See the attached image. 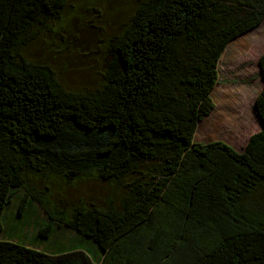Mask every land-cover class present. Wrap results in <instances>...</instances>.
Listing matches in <instances>:
<instances>
[{"label":"trees","instance_id":"trees-1","mask_svg":"<svg viewBox=\"0 0 264 264\" xmlns=\"http://www.w3.org/2000/svg\"><path fill=\"white\" fill-rule=\"evenodd\" d=\"M65 3L0 0V233L23 189L46 217L37 236L63 226L99 253L3 238L0 264H264V52L254 100L261 130L240 152L193 141L213 108L221 53L264 22V0L140 2L106 45L102 84L86 93L66 91L19 51ZM28 173L66 184L90 175L111 195L65 212L27 190Z\"/></svg>","mask_w":264,"mask_h":264},{"label":"rangeland","instance_id":"rangeland-1","mask_svg":"<svg viewBox=\"0 0 264 264\" xmlns=\"http://www.w3.org/2000/svg\"><path fill=\"white\" fill-rule=\"evenodd\" d=\"M142 1L66 0L60 16L45 20L19 51L29 61L49 67L56 82L66 91L92 92L103 82L101 74L107 60L109 39L127 26L134 9ZM227 45L218 60L217 82L209 94L213 108L200 120L197 138L193 141L219 140L240 152L248 137L262 128L254 110V100L262 86L257 60L264 52V22ZM224 113L232 118H221ZM250 113L251 116H247ZM213 122L216 126L207 128L208 123ZM209 135L211 137H207ZM25 186L27 190L46 193L47 198L65 212L78 204L101 206L112 190L110 183L90 175L66 184L58 177L28 173ZM259 196L264 198V192ZM29 200L23 189L13 193L2 212L0 239H10L49 253L66 250L72 244L89 253L94 260L97 258L94 248L98 253L99 250L90 239L63 226L54 227L47 239L37 236L46 217L39 206Z\"/></svg>","mask_w":264,"mask_h":264},{"label":"bare ground","instance_id":"bare-ground-1","mask_svg":"<svg viewBox=\"0 0 264 264\" xmlns=\"http://www.w3.org/2000/svg\"><path fill=\"white\" fill-rule=\"evenodd\" d=\"M227 46H228V45H227ZM227 46H226V47H227ZM226 47H225V49H226ZM225 49L223 50V52L225 51ZM223 52H222V54H223ZM222 54L220 55L219 60H220ZM211 91H212V90H211ZM244 107H245V109H247V103L244 104ZM247 116H251V113H250V115H247ZM226 117L232 118V117H231L229 114H227V113H224V114L221 115V118H226ZM201 122H202V121H200V122H198V123L196 124V128H195L194 135H193L194 138H197L198 126L200 125ZM211 126H212V127H211ZM215 126H216V122L208 123L207 128H209V127L214 128ZM205 135H206V133H205ZM207 137H211V136L209 135V136H207Z\"/></svg>","mask_w":264,"mask_h":264},{"label":"water","instance_id":"water-1","mask_svg":"<svg viewBox=\"0 0 264 264\" xmlns=\"http://www.w3.org/2000/svg\"><path fill=\"white\" fill-rule=\"evenodd\" d=\"M254 110H255V113H256V115H257V112H256V109H255V105H254ZM258 117V116H257ZM259 118V117H258ZM259 120H260V118H259ZM260 122H261V120H260ZM261 126H262V122H261Z\"/></svg>","mask_w":264,"mask_h":264}]
</instances>
